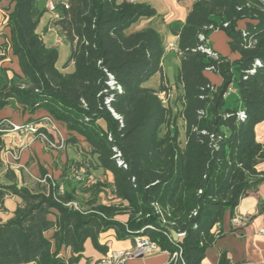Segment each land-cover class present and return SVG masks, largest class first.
I'll list each match as a JSON object with an SVG mask.
<instances>
[{
  "label": "trees",
  "instance_id": "1",
  "mask_svg": "<svg viewBox=\"0 0 264 264\" xmlns=\"http://www.w3.org/2000/svg\"><path fill=\"white\" fill-rule=\"evenodd\" d=\"M11 1L6 47L19 69L0 64V110L13 104L30 114L44 110L43 117L72 133L69 143H78L76 134L84 138L87 147L79 149L85 161L78 166L111 172L114 182L85 186L67 180L62 193L59 183L47 178L33 190L18 186L9 171L13 182H0V210L8 196L18 200L13 215L0 220V264H79L89 239L108 253L99 238L110 229L118 239L146 235L170 256L181 250L176 264H204L207 249L222 235L215 227L225 212H234L264 181L257 168L264 144L255 133L264 121V1L198 0L182 25L170 24L179 35L181 57L177 83L183 92L176 112L160 96L165 85H146L162 72L165 53L160 32L151 22L143 24L157 16L151 4L60 0L40 32L37 0ZM240 21H246L244 28ZM55 26L71 47L62 68L58 47L43 38ZM217 29L226 32L238 59L200 48ZM71 64L73 70H65ZM207 71L221 75L222 85L214 86ZM233 86L238 104H227ZM11 127L10 118L0 116V152ZM107 186L117 198L111 204L100 198ZM71 201L80 208L67 205ZM124 214L126 222L117 219ZM171 229L184 235L174 240ZM219 264H233L226 251Z\"/></svg>",
  "mask_w": 264,
  "mask_h": 264
},
{
  "label": "crops",
  "instance_id": "2",
  "mask_svg": "<svg viewBox=\"0 0 264 264\" xmlns=\"http://www.w3.org/2000/svg\"><path fill=\"white\" fill-rule=\"evenodd\" d=\"M196 1L198 0H144V2L151 4L156 9L157 16L152 19L144 20L143 24L151 22L162 35L165 45L162 72L153 76L146 82V85L155 89L165 85L166 89L160 92V96L164 104L170 106L174 112L178 110L177 97L183 92V87L181 84L177 83V72L181 65L180 53L176 48L179 42V35L171 31L170 24L178 23L182 25L186 21L188 13ZM13 8L14 2L11 0H0V49L6 47V43L10 37L8 17ZM52 16L53 14H51L48 19L50 20ZM245 25L246 21L239 22V27L244 28ZM43 38L48 45L58 47L60 58L62 56L66 58V55L70 54L71 47L67 43L65 35L60 27L55 26L50 28L43 34ZM207 43L214 52L232 60L240 57L238 52H233L231 50L229 37L223 30L217 29L211 32L208 36ZM61 52H63L64 55H61ZM2 62H11V66L15 70L19 69L18 62L11 53H9L7 59L0 57V64ZM57 65L59 68L63 67L59 64V61ZM172 68L176 69V75L173 81L170 80L169 76V71H172ZM65 70H73V64L68 66ZM8 74L12 76L13 72L9 70ZM206 75L214 86L218 87L222 85L223 78L221 75L212 71H207ZM238 97L236 87H231L226 94L227 104H231L235 100H238ZM166 100L170 101V105L166 103ZM45 114L46 112L44 110H38L34 114H30L21 107L18 108L17 104L7 106L0 110V116L10 118V121L14 124L32 122L38 118H43ZM179 121L182 122L181 124L179 123L181 130H184V121L181 119H179ZM54 123L64 143L67 142L68 146H72L74 151L78 150L77 144L87 147L84 138L77 134L76 138L78 139V143H69L68 140L72 133L69 132L62 123L55 120ZM255 133L257 141L264 144V121L256 125ZM20 139L21 142H19L17 133L13 131H7L3 134L4 144L0 152L1 183L11 184L13 182V179L7 175L10 171L14 172L16 175L18 186L29 187L28 182L30 180H36L43 177L45 174H51L55 179L60 180L61 184H65L64 182L67 181V179H71L73 175H65L66 168H71V165L68 164L69 160H67L70 157L76 162L74 172L76 169L80 171L86 169L87 172L90 171V173L93 174L91 176L100 174L98 178L95 179L94 183L98 180L103 181L104 176L107 177L109 184L114 182V175L111 172H105L101 168H94L93 170L92 167H89L88 163L78 166L79 162L85 161V155L81 151L74 152L75 154H72L69 158L65 155L57 158L56 153L53 156L52 154L44 152V145L36 138L35 134L30 132ZM53 151L55 152V150ZM17 154H21L19 160L18 158H14V155ZM257 168L259 171L264 172V160L258 164ZM79 170L76 172H79ZM84 185L90 186L91 184L87 182ZM105 191L110 192V197H112L110 201L107 200ZM100 198L104 204H111L117 201L111 187L105 188L100 193ZM262 198H264V181L260 183L257 191H251L241 198L234 212L231 210L225 212L223 220L215 227V231H220L222 235L207 249L203 260L204 264H219L220 255L223 251L227 252L233 264H264V234L260 233V229L264 223V212H259V202ZM17 200L18 198L13 195L5 199V209L0 210V220L5 221L13 215V211L17 207ZM236 216H239L242 221H236ZM117 219L126 222L128 220V215H119ZM99 240L102 244L107 245L108 251L129 249L133 246L132 238L118 239L115 229H110L101 233ZM104 255L103 252L94 247L92 241L89 239L85 243L84 257L79 264H102L101 260ZM169 260L170 253L162 250L159 252H151L140 258L127 259L125 264H168Z\"/></svg>",
  "mask_w": 264,
  "mask_h": 264
},
{
  "label": "built area",
  "instance_id": "3",
  "mask_svg": "<svg viewBox=\"0 0 264 264\" xmlns=\"http://www.w3.org/2000/svg\"><path fill=\"white\" fill-rule=\"evenodd\" d=\"M129 1L130 2H141L144 0H129ZM200 38L204 40L206 37L204 34H201ZM176 48L177 50H179L178 45ZM200 48L203 51L207 52L209 55L216 56V52H214L208 45L201 46ZM0 57L6 58V59L9 57V52H8L7 47H3L0 49ZM110 84L113 88H117L119 91L122 90L121 86L114 84V81H111ZM107 102H110V99H107ZM240 115L244 116V113L241 112ZM52 124L53 126L55 125L54 119L50 116H45L41 118L39 122L32 121V122L22 123V124L12 123L11 129L8 131H13L17 133L19 137V142H21L20 138H22L25 134L30 133V132L35 135L40 134L42 131V128H46L48 125H52ZM62 144H64L63 139H61V145ZM54 146H56V144H54ZM14 158L17 159L16 155H14ZM48 177H49L48 175H45L42 178H38L37 180L40 182H46ZM77 180L78 181L82 180V177L77 176ZM59 189H60V192L62 193L64 192V188L62 186L59 187ZM67 205L74 207L75 209L80 208V203L77 201L68 202ZM235 220L239 222L242 221L239 216H236ZM260 233L264 234V223L260 229ZM178 234H179V237L184 235V233H178ZM159 251H162V248L157 242L153 241L150 237L146 235H136L133 238V246L131 248L109 250L108 253L104 255L101 262L102 264H125L127 259L140 258L151 252H159ZM181 259H182V251L179 250L175 252L172 256H170V260L168 263L176 264Z\"/></svg>",
  "mask_w": 264,
  "mask_h": 264
},
{
  "label": "rangeland",
  "instance_id": "4",
  "mask_svg": "<svg viewBox=\"0 0 264 264\" xmlns=\"http://www.w3.org/2000/svg\"><path fill=\"white\" fill-rule=\"evenodd\" d=\"M58 3H60V0H37V7H38L39 11L41 12V17H40L38 27H37L38 31H43L45 29V27L49 21L48 18L56 10V6ZM61 55H64L63 52H61ZM68 57H69V54L66 55V58H63V56L61 58L59 57V64L63 66L64 63L67 61ZM175 75H176V69L172 68V71H169V76H170L171 81H173ZM166 103L170 105L169 100L168 101L166 100ZM234 103L238 104V100H235ZM179 123L181 124L182 122L179 121ZM42 129H44V130H42L40 134H37L36 138L39 139L42 142V144L44 145L43 150L45 153L52 154L53 156L56 153L57 158H60L63 155L68 156V158H69V156H71L72 154H75L76 152H80L79 148L81 145H79V144H77L78 150H75V151L72 149V146H68L67 142L61 145V139L62 138L60 137V134L58 133L55 126H53V124L48 125L46 128H42ZM181 131H182L181 132L182 134L180 137H181V140H183V142H184V139H185L184 130H181ZM54 144H56V146H54ZM52 149L55 150V152ZM16 157L19 160L21 158V154H17ZM71 158L72 157L67 159V160H69L68 164L71 165V168H66L65 175L66 176H69L72 174L73 175H72L71 179H67V180H70V181H73L75 179L77 180V176H81L82 180H80V182H83V184H85L87 182H89L90 184L94 183L95 179L98 178V176L100 174L95 175V176H91L93 174L90 173V171L87 172L86 169L80 171L79 169H76V168H75L76 171L79 170V172H76V171L74 172V166H75L76 162L73 161ZM76 167H77V164H76ZM74 173H75V175H74ZM46 175H48L49 176L48 178L51 179L52 181L59 183L60 187L62 186L65 190V184H61L60 180L55 179L53 177V175H51V174L50 175L46 174ZM40 178H42V177H40ZM103 178H104L103 182H105L106 184L107 183L109 184V182L107 181L108 180L107 177L104 176ZM46 182H40L37 179L36 180H30L28 182V186L33 190H39L42 188L43 184H46ZM64 183H66V181ZM107 187H109V186H107ZM105 196H106L108 201H110L112 199V197H110L111 194L108 191H105Z\"/></svg>",
  "mask_w": 264,
  "mask_h": 264
},
{
  "label": "water",
  "instance_id": "5",
  "mask_svg": "<svg viewBox=\"0 0 264 264\" xmlns=\"http://www.w3.org/2000/svg\"><path fill=\"white\" fill-rule=\"evenodd\" d=\"M170 232L174 240L179 239V234L175 230L171 229Z\"/></svg>",
  "mask_w": 264,
  "mask_h": 264
}]
</instances>
